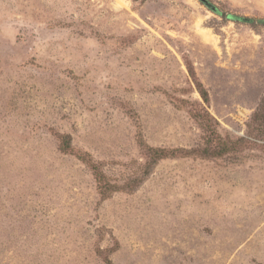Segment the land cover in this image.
<instances>
[{
    "label": "rangeland",
    "instance_id": "obj_1",
    "mask_svg": "<svg viewBox=\"0 0 264 264\" xmlns=\"http://www.w3.org/2000/svg\"><path fill=\"white\" fill-rule=\"evenodd\" d=\"M0 264H264V22L0 0Z\"/></svg>",
    "mask_w": 264,
    "mask_h": 264
},
{
    "label": "trees",
    "instance_id": "obj_2",
    "mask_svg": "<svg viewBox=\"0 0 264 264\" xmlns=\"http://www.w3.org/2000/svg\"><path fill=\"white\" fill-rule=\"evenodd\" d=\"M207 2H209L210 4H213L212 2H210L209 0H207ZM204 3V2H203ZM206 5V3H204ZM215 5V4H213ZM207 6V5H206ZM208 7V6H207ZM209 9H211L210 7H208ZM213 12H215L216 14L224 17V18H229V19H232V20H237V21H244L246 20L247 17L245 16H241V15H236V14H233V13H226L224 12L222 9H220L219 7H217L215 5V9H211ZM66 144V143H65Z\"/></svg>",
    "mask_w": 264,
    "mask_h": 264
},
{
    "label": "water",
    "instance_id": "obj_3",
    "mask_svg": "<svg viewBox=\"0 0 264 264\" xmlns=\"http://www.w3.org/2000/svg\"><path fill=\"white\" fill-rule=\"evenodd\" d=\"M202 2L206 3V5L208 7H210L211 9H215V5L210 4L209 2H207V0H201ZM244 21H248V22H255V23H262L264 22V18H251V17H247L246 20Z\"/></svg>",
    "mask_w": 264,
    "mask_h": 264
}]
</instances>
